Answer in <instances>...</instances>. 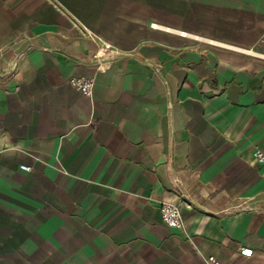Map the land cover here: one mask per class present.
Listing matches in <instances>:
<instances>
[{"label":"crops","instance_id":"obj_1","mask_svg":"<svg viewBox=\"0 0 264 264\" xmlns=\"http://www.w3.org/2000/svg\"><path fill=\"white\" fill-rule=\"evenodd\" d=\"M258 148L264 0H0V264H264Z\"/></svg>","mask_w":264,"mask_h":264},{"label":"built area","instance_id":"obj_2","mask_svg":"<svg viewBox=\"0 0 264 264\" xmlns=\"http://www.w3.org/2000/svg\"><path fill=\"white\" fill-rule=\"evenodd\" d=\"M110 46H103L97 54V58L103 59L109 54ZM69 83L86 96H92L96 80L94 77H73L69 80ZM255 155L258 157L260 162H264V152L261 149H256ZM22 169L31 171L32 167L28 165H22ZM161 217L163 222L171 228H183L184 219L182 207L179 203L174 201L163 200L161 202ZM243 256L251 257L254 255V250L249 247H243L240 250ZM200 264H223V262L215 256L207 258Z\"/></svg>","mask_w":264,"mask_h":264},{"label":"rangeland","instance_id":"obj_3","mask_svg":"<svg viewBox=\"0 0 264 264\" xmlns=\"http://www.w3.org/2000/svg\"><path fill=\"white\" fill-rule=\"evenodd\" d=\"M188 33H191L192 34V32H188ZM172 34H177V33H172ZM180 36H182L181 34H179ZM184 38H185V40L186 41H189V42H199L198 41V39H195V38H193V37H190V36H184ZM201 41V40H200ZM255 56V55H254ZM255 58H262V57H259V56H255Z\"/></svg>","mask_w":264,"mask_h":264}]
</instances>
